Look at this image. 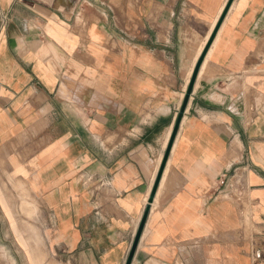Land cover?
Instances as JSON below:
<instances>
[{"label": "crops", "instance_id": "0c3cea01", "mask_svg": "<svg viewBox=\"0 0 264 264\" xmlns=\"http://www.w3.org/2000/svg\"><path fill=\"white\" fill-rule=\"evenodd\" d=\"M228 1L0 0L14 264H124ZM132 264H264V0H233L205 54Z\"/></svg>", "mask_w": 264, "mask_h": 264}, {"label": "water", "instance_id": "95a60500", "mask_svg": "<svg viewBox=\"0 0 264 264\" xmlns=\"http://www.w3.org/2000/svg\"><path fill=\"white\" fill-rule=\"evenodd\" d=\"M233 0H229L227 5H226V8L221 16V18L219 19L211 37L209 38L202 54L200 55L195 67H194V70L192 72V75H191V78H190V81H189V84L187 86V89H186V92H185V96H184V100L182 102V105H181V108H180V111L178 113V116L174 122V125L172 127V130H171V133H170V136H169V139H168V142L166 144V147H165V150H164V153H163V156H162V160H161V163H160V166H159V169H158V172L156 174V177H155V180H154V183H153V186H152V189H151V192H150V195L147 199V202H146V205L144 207V210H143V213H142V216H141V219H140V222L138 224V228L136 230V233H135V236L133 238V241L131 243V246H130V249L128 251V254H127V257H126V260L124 262V264H132V261L134 259V255H135V252H136V249L138 247V243L140 241V238L142 236V233H143V230H144V227L146 225V222H147V219H148V216H149V213H150V209H151V204L154 200V196H155V193L157 191V188H158V185H159V182H160V179H161V176H162V173L164 171V168L166 166V163H167V160L169 158V155H170V152H171V149H172V146L174 144V141H175V138H176V135H177V131H178V128L180 126V123L182 121V116H183V112L185 110V106L187 104V101H188V98H189V95L192 91V88H193V85H194V82H195V79H196V76L198 74V71H199V68L202 64V61L204 59V56L208 50V48L210 47L213 39H214V36L218 30V28L220 27V24L222 23V20L226 14V12L228 11V8L230 7L231 3H232Z\"/></svg>", "mask_w": 264, "mask_h": 264}, {"label": "rangeland", "instance_id": "374dc122", "mask_svg": "<svg viewBox=\"0 0 264 264\" xmlns=\"http://www.w3.org/2000/svg\"><path fill=\"white\" fill-rule=\"evenodd\" d=\"M1 234H5V233H1V231H0V236H1ZM9 239H12V238H9ZM7 250L10 253H12V249L11 248L8 247ZM0 264H14L13 261H11V259L8 258V255L5 254L4 250L1 247H0Z\"/></svg>", "mask_w": 264, "mask_h": 264}, {"label": "bare ground", "instance_id": "6f19581e", "mask_svg": "<svg viewBox=\"0 0 264 264\" xmlns=\"http://www.w3.org/2000/svg\"><path fill=\"white\" fill-rule=\"evenodd\" d=\"M170 136V135H169ZM169 139V138H168ZM168 142V141H167Z\"/></svg>", "mask_w": 264, "mask_h": 264}]
</instances>
